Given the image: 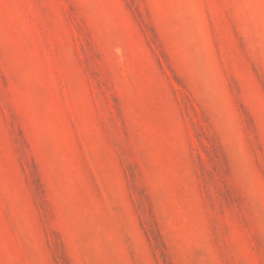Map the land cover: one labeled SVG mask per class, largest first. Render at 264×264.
Instances as JSON below:
<instances>
[{
  "label": "rangeland",
  "instance_id": "1",
  "mask_svg": "<svg viewBox=\"0 0 264 264\" xmlns=\"http://www.w3.org/2000/svg\"><path fill=\"white\" fill-rule=\"evenodd\" d=\"M0 264H264V0H0Z\"/></svg>",
  "mask_w": 264,
  "mask_h": 264
}]
</instances>
